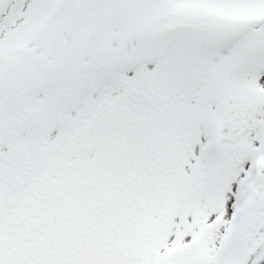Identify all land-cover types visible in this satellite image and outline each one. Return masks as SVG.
<instances>
[{"label": "snow or ice", "instance_id": "1", "mask_svg": "<svg viewBox=\"0 0 264 264\" xmlns=\"http://www.w3.org/2000/svg\"><path fill=\"white\" fill-rule=\"evenodd\" d=\"M0 264H264V0H0Z\"/></svg>", "mask_w": 264, "mask_h": 264}]
</instances>
